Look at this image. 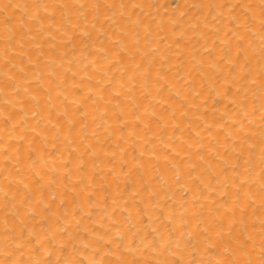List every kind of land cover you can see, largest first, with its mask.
Here are the masks:
<instances>
[{
  "label": "bare ground",
  "instance_id": "6f19581e",
  "mask_svg": "<svg viewBox=\"0 0 264 264\" xmlns=\"http://www.w3.org/2000/svg\"><path fill=\"white\" fill-rule=\"evenodd\" d=\"M262 249L264 0H0V264Z\"/></svg>",
  "mask_w": 264,
  "mask_h": 264
},
{
  "label": "snow or ice",
  "instance_id": "6c2138e0",
  "mask_svg": "<svg viewBox=\"0 0 264 264\" xmlns=\"http://www.w3.org/2000/svg\"><path fill=\"white\" fill-rule=\"evenodd\" d=\"M238 7H243V5H239ZM9 264H15V262H9ZM123 264V262H121ZM260 264H264V249H262V258Z\"/></svg>",
  "mask_w": 264,
  "mask_h": 264
}]
</instances>
